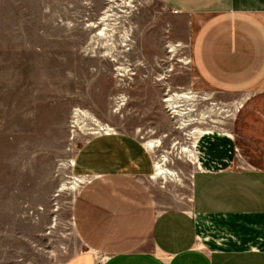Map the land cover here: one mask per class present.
I'll return each instance as SVG.
<instances>
[{"label":"rangeland","instance_id":"1","mask_svg":"<svg viewBox=\"0 0 264 264\" xmlns=\"http://www.w3.org/2000/svg\"><path fill=\"white\" fill-rule=\"evenodd\" d=\"M123 1L0 0V264H63L86 248L75 203L88 175L75 161L90 141L123 133L145 144L168 169L154 163L146 179L167 209L189 205L207 140L231 137L243 95L194 85L185 19L158 0ZM231 139L243 167L244 140Z\"/></svg>","mask_w":264,"mask_h":264},{"label":"crops","instance_id":"2","mask_svg":"<svg viewBox=\"0 0 264 264\" xmlns=\"http://www.w3.org/2000/svg\"><path fill=\"white\" fill-rule=\"evenodd\" d=\"M158 1L189 27L194 85L243 95L231 137L207 140L189 205L167 209L146 183L156 162L145 144L90 141L75 161L88 175L75 203L86 248L63 264H264V0ZM231 138L244 140L243 167Z\"/></svg>","mask_w":264,"mask_h":264},{"label":"bare ground","instance_id":"3","mask_svg":"<svg viewBox=\"0 0 264 264\" xmlns=\"http://www.w3.org/2000/svg\"><path fill=\"white\" fill-rule=\"evenodd\" d=\"M132 0H124L122 4H111L109 6V8L106 10L104 16H103V19L102 21L104 22L103 24V27L102 29H100L99 33H98V36H103L106 37L108 35L109 32H107V27L110 25L109 23V20H114V16H117V12L115 11V8H117V5L119 6H122V7H129L132 5L131 3ZM125 37H130V34H128L126 32L125 34ZM189 95V92H182L181 93V96H184V97H187ZM177 96V93L175 94H170L169 97L166 99L167 103L169 104V106L171 107V109L173 111H176V108L178 107V105H176V100H174V97ZM184 150H187V148H183ZM168 171L167 168L164 169V166L159 162L157 161L156 162V173L158 175H162L164 173H166Z\"/></svg>","mask_w":264,"mask_h":264},{"label":"built area","instance_id":"4","mask_svg":"<svg viewBox=\"0 0 264 264\" xmlns=\"http://www.w3.org/2000/svg\"><path fill=\"white\" fill-rule=\"evenodd\" d=\"M88 180V178H86L82 183L86 182Z\"/></svg>","mask_w":264,"mask_h":264}]
</instances>
